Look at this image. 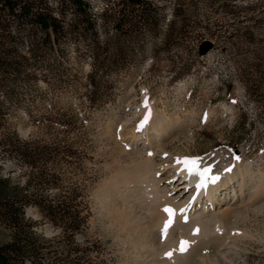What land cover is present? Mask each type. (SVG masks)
Wrapping results in <instances>:
<instances>
[{"label":"rangeland","instance_id":"rangeland-1","mask_svg":"<svg viewBox=\"0 0 264 264\" xmlns=\"http://www.w3.org/2000/svg\"><path fill=\"white\" fill-rule=\"evenodd\" d=\"M47 1L56 6V0ZM84 1L96 17L105 3L110 9L119 7L118 0ZM150 1L162 6L155 15L158 31H140L119 42L124 52L115 60L120 67L98 76L102 85L93 94L87 87L89 78L95 79L90 68L95 52L91 54L87 38L77 44L63 40L57 68L47 78L26 81L8 69L0 72L1 130L31 138L36 145L54 140L69 147L65 159L46 161L44 166L57 181L41 187L46 194L76 189L89 212L85 228L69 241L53 236L57 229L47 222L37 223L35 229L49 239L51 248L79 247L67 252L66 259L75 264H171L165 251L179 241L187 247L175 264H264V0H251L256 3L251 13H240L239 21L228 27L233 18L222 9L226 0H176L181 8L176 27L181 25V31L168 43H163V32L175 0ZM241 1L246 0H234ZM249 14L251 20H246ZM69 17L68 7L64 20ZM250 25L251 42H243L241 50L231 49L235 37L228 33ZM94 28L101 42L102 31ZM106 34L111 36L113 29L107 27ZM10 35L6 46L14 51L7 59L16 60L27 39L13 31ZM204 40L211 47L198 55ZM114 51L110 49L107 59ZM242 60L251 61V96L237 68ZM6 88L11 94L4 101ZM24 111L36 121L23 116ZM146 117L149 130L137 131ZM43 118L64 120L59 127L66 131L47 128ZM160 122L162 133L153 138ZM144 133L152 136L151 146L143 147ZM149 148L152 155L145 151ZM186 156L206 165L211 177L231 172V182L237 191L242 184V194L237 192L236 199L230 189L220 209L202 215L200 227L190 228L199 210L186 222L177 215L168 241L154 226L166 212L165 195L158 202L153 190L163 189L177 161ZM231 162L230 171H225ZM23 170L19 158L0 150L3 175L22 184ZM168 190L167 198L177 192ZM226 206L230 212L223 217ZM25 215L36 217L31 207L25 208ZM8 239L9 230L0 225V243Z\"/></svg>","mask_w":264,"mask_h":264},{"label":"trees","instance_id":"trees-1","mask_svg":"<svg viewBox=\"0 0 264 264\" xmlns=\"http://www.w3.org/2000/svg\"><path fill=\"white\" fill-rule=\"evenodd\" d=\"M116 5L119 7L110 9L105 3L96 17L84 0H56L55 7H51L47 0H0V72L8 69L26 81L40 76L47 78L57 68L63 40L69 39L77 44L87 38L91 54L95 52V63L90 65L95 70V79L89 78L87 87L93 94V90L97 91L102 85L98 80L101 74L120 67L115 60L124 52L123 47L117 46L119 42L135 38L140 31L149 34L158 31L155 15L158 14L157 7L162 6H155L150 0H118ZM254 5L256 3L252 4L251 0L223 1L224 13L233 18L226 23L227 27L239 21L240 13H251ZM68 7L70 17L64 20V10ZM180 11L175 0L171 7L173 16L163 32V43L180 34L181 25L176 27L175 18ZM246 20H251V14ZM96 26L102 31L101 42L94 28ZM107 27L113 29L111 36L106 34ZM10 31L17 33L18 38L25 36L27 39L16 60L7 59L14 51V48L6 46L11 38ZM208 33L217 39L213 32ZM227 37H235L229 43L231 49L241 50L243 42H251V25L234 28V32H229ZM111 48L115 51L109 60ZM247 53L251 55V51ZM237 68L245 90L251 96V61L242 60ZM10 94L9 88L4 89L3 100L7 101ZM22 114L31 122L36 121L30 111ZM43 119L47 128L67 129L59 127L65 123L64 120L57 118L52 123L48 118ZM1 128L0 122V150L21 160L26 179L20 184L0 171V225L9 230V239L0 243V264H75V261L66 258L68 253L81 250L79 247L62 245L51 248L47 243L49 239L35 229L37 223L47 222L57 229L53 236L69 241L86 226L89 212L83 201H79L81 196L76 189L68 187L61 192L46 194L41 187L57 181L56 176L44 166L46 161L56 157L65 159L71 149L54 140L36 145L37 141L31 138L21 139L16 132L5 133ZM74 187L78 189L76 185ZM26 207L33 208L36 217L26 216Z\"/></svg>","mask_w":264,"mask_h":264},{"label":"bare ground","instance_id":"bare-ground-1","mask_svg":"<svg viewBox=\"0 0 264 264\" xmlns=\"http://www.w3.org/2000/svg\"><path fill=\"white\" fill-rule=\"evenodd\" d=\"M148 126H149L148 124H145L143 129L145 131L147 129L149 130V128H147ZM163 127H164V125H162V123L160 122L159 128L153 130V135H152L153 138H156L159 135H161V133H162L161 129ZM151 129H153V128L151 127ZM152 136L150 137V135L145 134L143 136V138L141 137L143 139V141H141L142 144L144 145L143 147L151 146ZM138 140H139V138H138ZM145 151L149 154V152H151V148H149L148 150H145ZM184 161H185V159H179L177 161V164H176L177 168L175 170L173 169L174 171L171 174V175H173L172 177H170V176L166 177V179L164 180V183H166V185L163 187V189L154 188L155 190H153L154 191V195H153L154 199L157 201L159 200L158 202H162V201H160L161 197L163 198L165 195V198L162 199L163 200L162 204L164 205V207H163L164 212H165L166 207L170 208L172 210L171 217L169 216V213L165 212L163 215L159 216L158 220L156 221V224H154V226L157 227L156 229L160 230L159 232L162 234L161 237H163L164 239H166L168 241L172 237V230H173L172 224L176 220L177 214L175 211L178 208L186 209L189 217L193 216V214L196 211H198V210L200 211L199 213H197L198 215L195 216L194 219H191L192 225L190 226V228L192 229V228H195L196 226H198V227L202 226L203 219H204L203 214H207L212 209H217V208L220 209L221 205H223L222 202L224 201V199H226V197H229L228 192L230 189H232V192L234 195L236 194L235 196H237V192H240V195L242 194V188H241L242 184L239 185V189L237 191L235 188L236 186H234L231 182L232 177H233L231 172H228L226 174H220V175L218 173H216L217 175L220 176V177H218L219 179H216V180L204 181L203 178L198 177V176H196L198 178V180H194V178H193L194 175L189 174L185 170ZM195 164L197 166H199L197 162ZM201 166H203V164ZM196 181H198V182H196ZM154 182H155L154 180L150 181L152 188L154 187ZM201 183H203V185H204L203 188L199 187V185ZM193 184H195V185H193ZM231 185H233V187H231ZM195 186H198V189L196 191H194ZM167 188L169 189L168 192H170V194L174 191L175 188H177V190H176L177 192L174 195H172L171 198H167L166 197V189ZM184 194H186L187 196ZM190 197H192V198L189 199ZM238 197L239 196H237L236 199H238ZM233 199H234V196H232L231 200H233ZM229 208H230L229 206H226L224 209L225 211L223 210L224 212H221L223 217L227 213L230 212V211H228ZM233 211H235V210H233ZM182 213L183 212L179 213L178 216H181ZM170 219H171V223L168 225L167 229L165 230V224ZM170 246H171L170 250L168 252H167V250L165 251L166 252L165 256L167 257V259H169V261H170L169 263L175 264L176 261H178L176 259V257L179 258V256H184L185 250L181 251V249L176 248V246H174V243H171ZM185 247H187V243L185 244Z\"/></svg>","mask_w":264,"mask_h":264},{"label":"snow or ice","instance_id":"snow-or-ice-1","mask_svg":"<svg viewBox=\"0 0 264 264\" xmlns=\"http://www.w3.org/2000/svg\"><path fill=\"white\" fill-rule=\"evenodd\" d=\"M147 117L145 118V121H143V122H141V124L140 125H138V127H137V131H141L142 129H143V127L145 126V124L147 123ZM149 155H152V153H149ZM184 163H185V165H186V170L188 171V173L189 174H192L193 173V171H194V168L193 167H187L188 166V164H192V165H195V161H184ZM227 171H230V169H228ZM199 187H201V188H203L204 187V185H203V183H201L200 185H199ZM165 211L167 212V213H169V216L171 217V215H172V210L170 209V208H165ZM181 211H183V210H181ZM171 223V219L165 224V230L167 229V227H168V225ZM195 234V233H194ZM185 244H186V242H184V241H182L181 242V251H184L185 250ZM170 255V254H169Z\"/></svg>","mask_w":264,"mask_h":264},{"label":"water","instance_id":"water-1","mask_svg":"<svg viewBox=\"0 0 264 264\" xmlns=\"http://www.w3.org/2000/svg\"><path fill=\"white\" fill-rule=\"evenodd\" d=\"M211 47V42L209 40H204L198 45L197 54H204Z\"/></svg>","mask_w":264,"mask_h":264}]
</instances>
